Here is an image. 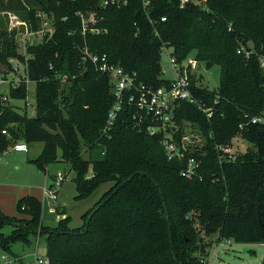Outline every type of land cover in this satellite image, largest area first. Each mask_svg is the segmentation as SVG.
Wrapping results in <instances>:
<instances>
[{
	"label": "trees",
	"instance_id": "obj_1",
	"mask_svg": "<svg viewBox=\"0 0 264 264\" xmlns=\"http://www.w3.org/2000/svg\"><path fill=\"white\" fill-rule=\"evenodd\" d=\"M102 1L0 0L1 10L27 12L32 30L40 27L39 11L50 15L54 25L50 38L27 48L28 77L36 83L35 115L19 112L10 102L27 99V82L10 85L6 100L0 92V156L14 140L29 146L43 142L34 161L54 162L60 153L77 173L76 199L112 182L83 214L81 228H73L72 217L59 206L61 218L45 225L41 200L19 199L18 207L30 218L0 216V227L5 222L14 227L9 236L0 232V246L9 249L15 238L39 232L45 235L50 264H208L202 262L212 244L208 236L237 243L264 241V124H246L264 106L259 62L264 54V0H206L208 9L199 3L182 7L180 0H151L148 10L142 0L106 7ZM79 11L95 12L103 31L84 35ZM165 44L179 59L195 53L207 68L220 67L218 90L193 82L196 96L217 110L214 117L207 118L187 101L178 112L180 120L198 123L206 137L202 179L184 177L185 161L169 159L158 137L138 130L127 110L105 132L115 102L110 77L91 62H81L87 46L160 86L171 81L163 77L161 65ZM242 46H252L253 53H239ZM3 48L0 66L7 74L12 69L9 58L24 56L14 34ZM217 97L220 103L214 105ZM241 123L246 126L240 128ZM236 135L250 147L221 165L214 144ZM201 152H188L187 157H200Z\"/></svg>",
	"mask_w": 264,
	"mask_h": 264
},
{
	"label": "built area",
	"instance_id": "obj_2",
	"mask_svg": "<svg viewBox=\"0 0 264 264\" xmlns=\"http://www.w3.org/2000/svg\"><path fill=\"white\" fill-rule=\"evenodd\" d=\"M128 0H103L101 5L106 6H121L127 3ZM206 0H180L182 7L190 3H199L203 5L204 9ZM143 8L148 10L151 6V0H142ZM77 14L80 17L82 32L84 35L92 32L99 33L103 31L101 27L97 26L96 13L79 11ZM38 16L41 19L40 27L37 30H32L29 25L26 27V48L25 51L19 52L24 56V60L17 57L16 60H11L13 74L16 73L15 80L10 85L18 87L22 82H28V59L27 47L32 44L43 42L44 39L50 38L54 33L53 18L46 12L39 11ZM166 20V17H162ZM24 25L27 23L24 21ZM163 47H172L164 45ZM254 49H247L242 46L238 52L245 53L249 56ZM81 62H91L95 68L103 73H107L110 77L111 94L115 102L112 104L106 121L105 132H108L115 124L117 118L124 111H129L132 114L133 124L138 130L144 131L151 136L158 137L160 144L164 147L169 159H180L185 161V166L181 170V174L189 179H202L203 172V157L207 153L206 137L202 133V129L190 119H179L178 112L184 101L195 104L198 109L205 113L207 118H213L216 109L213 105H208L203 99L196 96L193 88V82L198 84L199 70L204 64L197 59L195 53L188 54L185 58L179 59L174 55L173 51L170 54V65L172 67L174 78L170 79L169 84L155 86L148 84L139 78L137 72H128L122 66L116 65L109 61L106 53H94L87 46L82 49ZM260 66L264 69V54L259 55ZM21 66H20V65ZM22 69V71L20 70ZM3 93V92H2ZM3 99H7V94L1 95ZM220 103L217 97L214 100V105ZM260 123L264 124V106L260 114L248 118L246 124ZM245 123L240 124V128L246 126ZM5 133L6 130H3ZM12 149L18 152H28L29 145L26 142H16ZM217 160L222 165L227 162L234 161L237 156V150L234 147V141L231 139L227 143L214 144ZM201 150V156H189L187 153ZM64 181L62 172H58L54 183L45 188V193L49 195L54 201L58 199V188ZM56 188V189H55ZM264 244V241H262ZM2 264H13L7 256H4ZM203 263L207 262L202 260ZM34 264H50L48 255L45 257L37 256Z\"/></svg>",
	"mask_w": 264,
	"mask_h": 264
},
{
	"label": "rangeland",
	"instance_id": "obj_3",
	"mask_svg": "<svg viewBox=\"0 0 264 264\" xmlns=\"http://www.w3.org/2000/svg\"><path fill=\"white\" fill-rule=\"evenodd\" d=\"M27 14L23 11L0 9V50L4 49L5 39L14 34L18 52L23 53L25 51V32L29 23L25 19ZM24 21L27 23L26 25L23 24ZM3 32L9 33V36L3 35ZM172 51V47H163L161 65L164 78L172 79L175 77L170 65ZM16 58L17 56H14L9 59L11 61L12 59L16 60ZM12 64L15 65L14 62ZM3 69L4 67L0 66V92L7 94L10 84L17 79V76L16 73L13 74L14 69H8L7 74L3 72ZM20 70L22 71L21 68ZM197 77H199L197 81L200 86H207L211 90H218L220 87V67L217 65L207 68L205 64H202ZM27 87V99L10 98V102L19 112L27 111L29 116H34L36 113V83L28 81ZM232 139L237 152L245 151L250 147V143L239 135L232 137ZM15 142L16 140L11 142L7 154L0 156V216L29 219L30 216L27 211L18 207V201L25 199L27 202L29 196H34L41 200L40 219L45 225L53 226L61 218L62 215L57 210L59 206L72 217L71 226L81 228L84 224L83 214L97 203L104 192L112 186V182L102 184L87 198L76 199L75 171L71 168L70 163L61 159L60 153L57 161L40 164L34 160L41 154L43 142L33 143L30 145L29 152L24 153H18L12 149ZM18 165H21L20 168ZM58 172L67 175V178L58 188V199L54 201L45 193V188L54 183ZM91 173L92 165L90 164L88 175ZM13 229L11 224L5 222L0 227V232L9 236ZM37 233L28 234L27 239L15 238L10 242L9 249L0 246V264L4 262V256L13 260V264H34L37 256L45 257L47 255L45 235ZM206 240L212 243L205 260L208 264H261L264 258V244L262 242L237 243L235 240H220L218 234L208 236Z\"/></svg>",
	"mask_w": 264,
	"mask_h": 264
},
{
	"label": "crops",
	"instance_id": "obj_4",
	"mask_svg": "<svg viewBox=\"0 0 264 264\" xmlns=\"http://www.w3.org/2000/svg\"><path fill=\"white\" fill-rule=\"evenodd\" d=\"M29 149H30V146H29ZM14 151H15V150H14ZM15 152H18V151H15ZM28 152H29V151H28ZM18 153H24V152H18ZM5 154H7V151H6V153H5ZM5 154H4V155H5ZM20 166H21V165H18V168H20ZM60 209H62V210H63V208H61V207H60Z\"/></svg>",
	"mask_w": 264,
	"mask_h": 264
},
{
	"label": "water",
	"instance_id": "obj_5",
	"mask_svg": "<svg viewBox=\"0 0 264 264\" xmlns=\"http://www.w3.org/2000/svg\"><path fill=\"white\" fill-rule=\"evenodd\" d=\"M87 72H85V74H86ZM75 177H77V173H75Z\"/></svg>",
	"mask_w": 264,
	"mask_h": 264
}]
</instances>
